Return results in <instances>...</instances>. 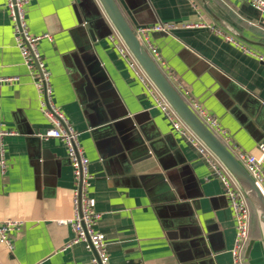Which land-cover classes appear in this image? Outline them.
I'll return each instance as SVG.
<instances>
[{"label":"crops","instance_id":"obj_1","mask_svg":"<svg viewBox=\"0 0 264 264\" xmlns=\"http://www.w3.org/2000/svg\"><path fill=\"white\" fill-rule=\"evenodd\" d=\"M115 2L134 33L177 26L150 35L154 61L187 104L218 121L229 151L259 156L264 16L242 0ZM103 13L97 0H30L26 20L32 36L51 39L38 49L53 104L80 134L92 176L89 195L100 216L96 231L105 236L110 264H232L235 228L222 183L152 108L110 42L117 33ZM52 127L0 0V131L15 134L4 140L0 221L22 224L10 248L0 244V264H92L93 253L85 243L73 244L64 224L73 218L76 181L64 144L39 137ZM250 243L244 264H264L252 208Z\"/></svg>","mask_w":264,"mask_h":264},{"label":"built area","instance_id":"obj_2","mask_svg":"<svg viewBox=\"0 0 264 264\" xmlns=\"http://www.w3.org/2000/svg\"><path fill=\"white\" fill-rule=\"evenodd\" d=\"M242 1L247 2L256 12L264 16V0ZM29 2L30 0H6V7L13 28L14 46L18 50L22 62L30 74L31 80L38 94L40 111L53 125L50 130L39 137L43 140L57 139L64 144L76 181V188L72 196L73 218L64 224L67 223L72 230V243H85L87 248L93 253L91 260L92 264H110L106 250L105 236L96 231L97 222L100 216L95 210L94 200L89 195L92 182V176L88 169L89 161L84 156L79 141L80 134L67 123L64 116L53 104L51 76L38 49V44L41 40L51 39L46 34L42 36H32L29 33L26 20V8ZM189 27L192 26H184V28ZM175 29H177L175 24L161 23L150 27L138 28L135 35L145 50L154 59L157 54L150 41V35L157 33L167 35ZM116 36L117 38H110V42L122 61L141 84L146 95L151 100L152 108L161 112L174 132L188 140L190 146L208 164L212 174L222 183L225 196L230 204L235 228L234 247L231 251L232 264H244V252L249 242L251 218V208L248 200L225 167L183 124L177 114L140 68L119 35L116 34ZM228 41L230 40L228 39ZM259 60L261 62L263 61L262 59ZM4 81L11 82L14 80ZM189 107L218 139H220L219 137H222L223 140H221V142L224 145L225 143H229V140L220 128L218 121L213 116L207 114L196 103H190ZM12 135L15 134L12 132L0 131V169L2 171H4L6 165L4 140ZM259 150V156L247 154L237 147L233 148L234 154L231 151L230 152L251 176L264 196V146L260 145ZM21 225V222L18 221H0V244L10 248V239L20 230Z\"/></svg>","mask_w":264,"mask_h":264},{"label":"water","instance_id":"obj_3","mask_svg":"<svg viewBox=\"0 0 264 264\" xmlns=\"http://www.w3.org/2000/svg\"><path fill=\"white\" fill-rule=\"evenodd\" d=\"M97 1L104 12L105 18L119 35L152 84L177 114L183 124L211 151L241 189L254 211L264 241V196L251 176L221 140L218 139L197 117L194 111L173 87L168 78H166L154 59L139 42L115 0ZM251 246L252 244L250 243L246 249V254L250 251Z\"/></svg>","mask_w":264,"mask_h":264},{"label":"trees","instance_id":"obj_4","mask_svg":"<svg viewBox=\"0 0 264 264\" xmlns=\"http://www.w3.org/2000/svg\"><path fill=\"white\" fill-rule=\"evenodd\" d=\"M250 208H251V206H250Z\"/></svg>","mask_w":264,"mask_h":264}]
</instances>
